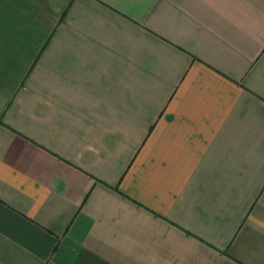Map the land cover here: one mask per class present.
<instances>
[{
    "label": "crops",
    "instance_id": "1",
    "mask_svg": "<svg viewBox=\"0 0 264 264\" xmlns=\"http://www.w3.org/2000/svg\"><path fill=\"white\" fill-rule=\"evenodd\" d=\"M0 264H264V0H0Z\"/></svg>",
    "mask_w": 264,
    "mask_h": 264
}]
</instances>
